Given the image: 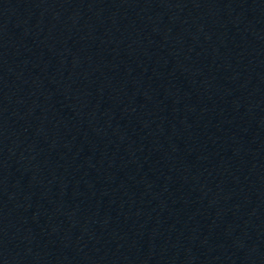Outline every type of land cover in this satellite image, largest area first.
Wrapping results in <instances>:
<instances>
[{
	"label": "water",
	"instance_id": "95a60500",
	"mask_svg": "<svg viewBox=\"0 0 264 264\" xmlns=\"http://www.w3.org/2000/svg\"><path fill=\"white\" fill-rule=\"evenodd\" d=\"M0 264H264V0H0Z\"/></svg>",
	"mask_w": 264,
	"mask_h": 264
}]
</instances>
